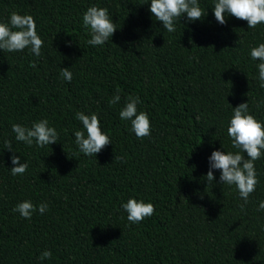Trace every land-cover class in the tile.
<instances>
[{
  "label": "trees",
  "instance_id": "obj_1",
  "mask_svg": "<svg viewBox=\"0 0 264 264\" xmlns=\"http://www.w3.org/2000/svg\"><path fill=\"white\" fill-rule=\"evenodd\" d=\"M199 3L206 17L185 15L169 33L149 0H0V22L13 11L31 15L44 41L39 57L0 51V264H264V155L244 211L219 170L206 181L214 150L238 151L227 134L232 108L248 103L264 123L260 61L250 57L264 23L249 29L229 15L221 25L213 0ZM91 6L107 8L117 29L102 46L87 43L82 17ZM129 96L151 122L143 139L119 116ZM77 112L97 114L111 140L96 156L75 142ZM43 119L58 143L15 139L13 124ZM13 154L29 165L23 175L10 173ZM130 198L152 203L154 214L130 223L121 207ZM25 200L48 210L24 219L13 209ZM45 250L52 257L41 261Z\"/></svg>",
  "mask_w": 264,
  "mask_h": 264
},
{
  "label": "clouds",
  "instance_id": "obj_2",
  "mask_svg": "<svg viewBox=\"0 0 264 264\" xmlns=\"http://www.w3.org/2000/svg\"><path fill=\"white\" fill-rule=\"evenodd\" d=\"M149 2L154 20L160 22L163 29L169 33L176 31V21H180L185 15L188 21L193 22L202 21L206 17L205 9L200 6L199 0H149ZM213 3L212 12L215 20L221 25L226 24V16L229 15L247 21L249 29H255L258 24L264 23V0H213ZM82 24L85 29L89 30L91 38L87 43L90 46L104 45L117 31L107 8L89 7L83 14ZM43 44L44 41L38 35L35 20L31 15H20L13 11L10 13L8 23L0 22V51L13 53L27 48L39 57ZM250 57L253 61H260L256 67L259 86L264 88V43L251 48ZM36 66L34 62L30 64L32 68ZM60 75L69 83L73 78L69 68H61ZM118 93L119 89H117V94L110 99V105L119 103ZM139 103H141L139 97L129 96L119 116L121 120L130 121L131 131L138 139H143L151 135V122L146 112H138ZM232 111L233 115L227 127V134L231 138L232 147L238 151L226 153L214 150L209 158L210 167L206 181L213 183L215 180L213 170H219L220 182L236 187L239 197L244 201L240 205L241 211H244L250 195L255 192L259 183L255 161L264 155V123L250 114L248 103H241L232 108ZM76 119L82 123L83 130H74L75 142L79 151L85 156H96L105 146L111 144L109 136L101 129L97 114L87 115L84 112H77ZM12 132L15 133L17 141L27 146H32L35 142L37 146L45 147L58 143L59 140V133L55 127L49 125L47 119L36 121L31 127L13 124ZM4 144L8 151L13 152L10 140H5ZM245 153L247 158H245ZM11 163L13 167L10 173L13 176L23 175L29 166L27 162L21 163L20 158L15 154L11 157ZM121 207L127 213V220L130 223H140L155 212V206L152 203L135 198H130ZM47 210L46 203L33 205L30 200L17 204L13 209L22 218L29 220L34 212L39 211L43 215ZM257 211H264V201L259 202ZM51 257L52 252L45 250L39 258L44 261Z\"/></svg>",
  "mask_w": 264,
  "mask_h": 264
}]
</instances>
